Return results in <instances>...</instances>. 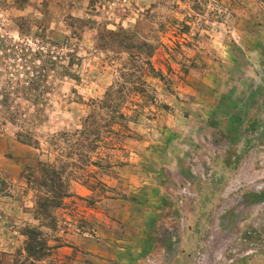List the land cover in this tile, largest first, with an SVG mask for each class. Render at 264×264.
Segmentation results:
<instances>
[{"label":"rangeland","instance_id":"obj_1","mask_svg":"<svg viewBox=\"0 0 264 264\" xmlns=\"http://www.w3.org/2000/svg\"><path fill=\"white\" fill-rule=\"evenodd\" d=\"M0 264H264V0H0Z\"/></svg>","mask_w":264,"mask_h":264},{"label":"crops","instance_id":"obj_2","mask_svg":"<svg viewBox=\"0 0 264 264\" xmlns=\"http://www.w3.org/2000/svg\"><path fill=\"white\" fill-rule=\"evenodd\" d=\"M188 105V104H187ZM184 106H185V104H184ZM178 110V109H177ZM175 111V116L176 117H178L180 114H182V117L183 118H185L184 116H185V110H180V112H178V111ZM174 112V111H173ZM172 118H174V116L172 115ZM172 127V126H171ZM171 131V130H170ZM174 136H175V139H174ZM177 135H174V133H173V131H172V134H170V136L169 137H171V140H172V147H170L171 149H170V151H169V154H170V157L172 158V164H171V166L173 167H175L176 165H177V163H178V159H182V157L183 156H180V152H182L180 149H181V146H179V144H180V140H179V137H176ZM163 138V137H162ZM173 138V139H172ZM164 141V140H163ZM165 142V141H164ZM180 150V152H179V150H177V148ZM173 171V170H172ZM151 177V176H150ZM152 178V177H151ZM156 183H158V182H156ZM161 184H158V186H160Z\"/></svg>","mask_w":264,"mask_h":264}]
</instances>
